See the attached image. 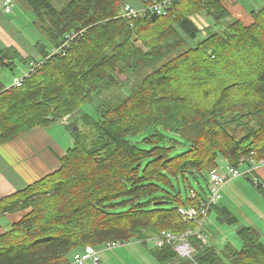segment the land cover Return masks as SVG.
I'll return each mask as SVG.
<instances>
[{
	"label": "trees",
	"instance_id": "1",
	"mask_svg": "<svg viewBox=\"0 0 264 264\" xmlns=\"http://www.w3.org/2000/svg\"><path fill=\"white\" fill-rule=\"evenodd\" d=\"M22 1L52 50L36 43L34 59L0 50V78L17 60L43 62L20 88L0 79V145L78 113L94 96L100 106L67 125L73 146L57 171L0 199V217L22 215L0 226V264H65L87 246L195 229L179 209H198L206 191L189 182L183 200L172 179L208 184L221 160L234 168L264 160V8L245 25L223 0H173L167 16L131 21L119 16L123 0ZM198 17L212 23L200 29ZM176 138L182 153L173 152ZM236 234L240 248L192 240V260L170 247L153 256L160 264H264L261 232L240 226Z\"/></svg>",
	"mask_w": 264,
	"mask_h": 264
},
{
	"label": "crops",
	"instance_id": "2",
	"mask_svg": "<svg viewBox=\"0 0 264 264\" xmlns=\"http://www.w3.org/2000/svg\"><path fill=\"white\" fill-rule=\"evenodd\" d=\"M3 1L0 0V50L5 48L16 49L24 58L36 52L35 43L24 35L18 13L27 6L21 0L20 4L14 0L13 13L3 12ZM151 0H123V4L140 10L146 7ZM233 19L240 20L245 25L254 22L258 11L264 8V0H223ZM63 125V124H61ZM67 128V125H63ZM71 133L64 142L65 148L55 143L54 137L45 128H36L27 136L17 141L0 145V199L11 196L27 186L40 180L44 176L55 172L60 167V161L72 147ZM249 171V166H248ZM264 184V167H257L251 174H247ZM21 213L1 216L2 231L8 229L10 224L21 219ZM5 218H8L6 220ZM10 218V220H9ZM246 226L257 228L264 233V218L245 219ZM132 243V242H130ZM152 243V242H151ZM127 244V243H126ZM133 247L125 249L119 247L112 251L100 250V264H160L154 256V245L150 248L149 242H134ZM153 244V243H152ZM125 245V244H124ZM123 245V247H125ZM144 246V247H143ZM153 249V250H151Z\"/></svg>",
	"mask_w": 264,
	"mask_h": 264
},
{
	"label": "rangeland",
	"instance_id": "3",
	"mask_svg": "<svg viewBox=\"0 0 264 264\" xmlns=\"http://www.w3.org/2000/svg\"><path fill=\"white\" fill-rule=\"evenodd\" d=\"M20 1L21 0L16 1L18 5L20 4ZM18 18L19 21L21 20L20 22H21L22 30L24 31V35L26 36L27 39L34 41L35 44L42 43L43 45L46 46L48 51L52 50L47 36L40 31V29L36 24L37 17L28 7L26 9L19 10ZM208 22L212 23L209 19L206 20V18L203 17H198L196 19V23L200 29H203L205 25H208ZM214 28L217 30L216 27ZM36 55L37 52L33 51V53L30 54V57L34 59L36 58ZM28 68L29 66L26 63L17 60L16 67L14 68L13 71L9 69L2 70L0 79L4 84L7 85V87L11 86V79L13 77L12 75L14 74L16 76L23 77L28 72ZM140 78H142V75L139 76V79ZM122 90H119L118 92L126 96L127 95L126 91L124 90L122 91ZM82 106L81 107L83 108V110L85 109L88 110L87 112L95 111L100 106V99L94 96L91 105L84 104ZM80 110L78 113L72 114L67 117H63L59 122H57L56 124L55 123L51 124V126L49 127H37V128H45L48 131V133L51 135V137H54L55 143L58 144L63 149L65 148L64 142L68 139V134L70 133V131L63 125H67V124L71 125L74 120H77L79 117H81ZM78 128L79 131L87 130L83 127L81 121H78ZM28 134L24 135L23 137L27 136ZM176 140L177 141L176 144L174 145L175 149L173 152L175 153L184 152L185 146L182 145L183 141L178 138H176ZM227 168H228V164L224 160L218 162V170L222 174H226ZM247 170H248L247 165L240 166L241 175L238 178L232 179L226 183V185L221 190L222 200L216 206L210 208V212L206 219L205 231L207 234L208 245L214 247L219 252L228 243L233 244L237 248H240L242 246L240 239L237 237L236 231L240 226H246V222H247L245 220L246 218H250V219H256L258 217L264 218V191L257 189L255 180L253 182L249 180V177L245 173ZM205 177H208V175H205ZM186 179L188 182L185 181L183 177H179V180H177L176 178L172 179L176 191L181 194L183 200H186L187 196L189 195L190 192L189 182L191 183L192 188L196 191H200L202 193L201 188H203L204 191H206V195H205V199H206V196L208 195V186H207L208 184L205 182V178L203 176H199L198 177L199 184L196 182V180L193 177L189 175L186 176ZM223 208L228 210V212L230 213V217L235 216L238 219L239 223L237 225H230L226 221L221 222L219 220L220 218L219 209L222 210ZM5 219L8 220V218ZM3 221L4 220L0 218L1 228H3L2 225ZM261 235H262V240L264 242L263 231ZM132 243L130 242L127 244L125 243L124 245L125 247L122 246V248L119 249H125L127 247H133L136 245V244L133 245ZM149 246L151 248L153 244L149 242ZM99 249H102V247H100ZM181 259H185V258L182 257ZM116 264H121V263L117 261Z\"/></svg>",
	"mask_w": 264,
	"mask_h": 264
},
{
	"label": "built area",
	"instance_id": "4",
	"mask_svg": "<svg viewBox=\"0 0 264 264\" xmlns=\"http://www.w3.org/2000/svg\"><path fill=\"white\" fill-rule=\"evenodd\" d=\"M172 1L173 0H151L146 7L140 10L125 4L119 16L129 21L145 15L164 17L169 14V8ZM13 7L14 0L3 1V12L5 14H11L13 12ZM63 48L67 49V47ZM56 52H58V50ZM42 64V60L38 63L32 62L29 69L30 71H35V69L39 68ZM28 72L23 77L14 76L11 79V86L20 88L23 84L24 77L28 76ZM257 167H264V160L256 161L251 159L248 172H253ZM240 175L241 172L239 169L231 166H228L226 174H222L219 170L212 171L209 174L208 195L206 199L201 202L198 209H179V213L183 215L185 219L195 222L196 228L189 229L180 234L162 231L160 235L151 240L154 247L156 249L170 247L179 257L192 260L196 253V247L192 240H196L197 243L202 245L208 244L205 222L210 212V208L216 206L222 200L221 190L226 183L232 179L238 178ZM124 244L125 243L120 241L107 242L103 245L102 249L112 251ZM65 264H100V250L96 247L87 246L82 251L75 253L72 259Z\"/></svg>",
	"mask_w": 264,
	"mask_h": 264
},
{
	"label": "water",
	"instance_id": "5",
	"mask_svg": "<svg viewBox=\"0 0 264 264\" xmlns=\"http://www.w3.org/2000/svg\"><path fill=\"white\" fill-rule=\"evenodd\" d=\"M151 17H152V18H156L157 16H156V15H152Z\"/></svg>",
	"mask_w": 264,
	"mask_h": 264
}]
</instances>
